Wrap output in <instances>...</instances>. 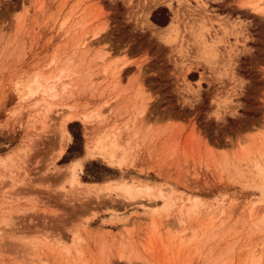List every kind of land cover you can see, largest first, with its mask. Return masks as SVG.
<instances>
[{
    "label": "rangeland",
    "instance_id": "rangeland-1",
    "mask_svg": "<svg viewBox=\"0 0 264 264\" xmlns=\"http://www.w3.org/2000/svg\"><path fill=\"white\" fill-rule=\"evenodd\" d=\"M153 1L0 0V264H264V13Z\"/></svg>",
    "mask_w": 264,
    "mask_h": 264
},
{
    "label": "bare ground",
    "instance_id": "bare-ground-1",
    "mask_svg": "<svg viewBox=\"0 0 264 264\" xmlns=\"http://www.w3.org/2000/svg\"><path fill=\"white\" fill-rule=\"evenodd\" d=\"M155 1L156 0H154L153 2L155 3ZM163 0H158L155 4L154 3H152L153 5L152 6H150V8H148V14L151 12V11H153L154 10V8H156L158 5H160L161 3H165V1H163ZM167 2V1H166ZM259 2H261L260 4H258ZM263 2H264V0H257L254 4H252L253 5V9L255 10V11H257V13H264V6H262L263 5ZM169 3V2H168ZM167 4V3H166ZM147 14V13H146ZM176 23L177 22H171L166 28H163V29H158V28H156L154 25H152V24H150L152 27H154L155 29H158L159 31H161V32H163V33H170V31H174V27H175V25H176ZM151 26H149V27H151ZM157 30V31H158ZM175 32V31H174ZM168 33V35L167 36H169L170 34ZM161 36V35H160ZM165 36V35H164ZM170 37V36H169ZM36 82V81H35ZM35 82H33V83H35ZM32 83V84H33ZM32 84H31V86H28V94L30 95V96H34L35 94H36V90H35V87L34 86H36V84H38V83H36V84H33V86H32ZM39 88V86H36V89H38ZM40 89V88H39ZM47 90V89H46ZM39 91V90H38ZM197 95V94H196ZM71 112V111H70ZM65 113L66 115H65V117H64V123L62 124L63 125V133H64V143H63V147H62V151L60 152V154H59V156L61 157L62 156V154L65 152V150H66V147H67V143L71 140V135L69 134V132L68 131H66V125H67V123H69V122H71V121H74V120H76V118H77V114L76 115H74V114H72V113H74V112H72V113ZM81 114V113H80ZM82 115V120H84V121H86V120H88L89 118H90V116L88 115V114H84V112H83V114H81ZM79 116V115H78ZM108 138V136H106V139ZM101 141H99V142H97V144H95V148L97 149V151H95L91 156H93V157H95V156H97V155H102L103 157L102 158H104V159H106L111 165H117V166H119V165H121L122 164V161H121V159L117 156V155H115V154H110L109 156H107V155H104V154H101L100 153V151H99V148H100V146H101ZM114 146H116V145H114ZM95 149V150H96ZM82 169V164H81V162H80V160H78V161H76V162H74L72 165H71V167H70V173H71V184H73V185H81V184H83L82 182H80L79 181V178H78V170H81ZM113 189L114 190H116V191H119L120 193H121V196L122 197H125L126 199H128V200H133V199H135V197L136 196H138V195H145V194H148V192L151 190V187H149V186H142V187H138V186H136V187H133L131 184H128V183H124V184H117V185H114V187H113ZM160 197L162 198L163 197V195H162V191H160ZM132 213H134V212H132ZM112 216V215H111ZM111 216H110V218H109V224L111 223V224H113V222H115V221H113L114 219H115V217H114V219L113 218H111ZM129 216V215H128ZM117 218H119L118 216H116ZM127 217V216H126ZM116 218V219H117ZM129 218V217H128ZM128 218H126V221H127V219ZM107 220H108V218H106ZM122 219V218H121ZM124 220H125V216H124ZM105 221V220H104ZM117 221H118V219H117ZM123 221V220H122ZM120 222H121V220H120ZM117 223V222H116ZM118 223H119V221H118ZM122 223V222H121ZM106 224H108L107 222H106Z\"/></svg>",
    "mask_w": 264,
    "mask_h": 264
},
{
    "label": "trees",
    "instance_id": "trees-1",
    "mask_svg": "<svg viewBox=\"0 0 264 264\" xmlns=\"http://www.w3.org/2000/svg\"><path fill=\"white\" fill-rule=\"evenodd\" d=\"M161 15V16H160ZM169 12L167 9H159L155 11L151 17V20L154 24H156L159 27H166L169 23ZM75 124V123H74ZM73 124L69 126L70 132L72 136L74 137V140H78V136L75 134V132L72 130ZM85 181H89L85 179ZM102 180H95V182H101Z\"/></svg>",
    "mask_w": 264,
    "mask_h": 264
}]
</instances>
